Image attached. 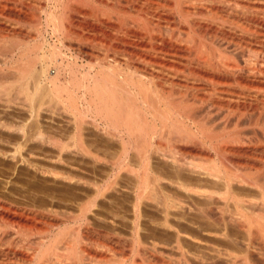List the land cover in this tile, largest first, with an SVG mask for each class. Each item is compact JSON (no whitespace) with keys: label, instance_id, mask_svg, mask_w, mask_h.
<instances>
[{"label":"bare ground","instance_id":"obj_1","mask_svg":"<svg viewBox=\"0 0 264 264\" xmlns=\"http://www.w3.org/2000/svg\"><path fill=\"white\" fill-rule=\"evenodd\" d=\"M15 106L29 115L0 117V161L46 198L0 182V264H264V0H0ZM46 106L70 137L46 132ZM113 197L127 221L96 212Z\"/></svg>","mask_w":264,"mask_h":264},{"label":"rangeland","instance_id":"obj_2","mask_svg":"<svg viewBox=\"0 0 264 264\" xmlns=\"http://www.w3.org/2000/svg\"><path fill=\"white\" fill-rule=\"evenodd\" d=\"M79 47H78V45H77V42H75V43H73V49H78ZM84 51H88L89 52V50H86V49H83ZM76 52L78 51V50H75ZM77 54H78V52H77ZM83 58V56H81V59ZM80 59V61H83V60H81ZM84 59H87V58H84ZM47 107V106H46ZM46 107H44L45 109L43 110L44 112H42L43 114L41 115V116H43L42 117V120L44 119V129H46V132H47V130H48V133H57V135L56 136H60V138H63L62 136H65L66 134H69V135H67V136H69L70 137V134L71 133H74V128H73V125H71V123L73 124V122H72V117L71 116H69L65 111H64V109H63V107H55L54 109H55V112L53 111V109L51 110V111H53V112H50V109H49V111H48V109L46 108ZM57 108V109H56ZM15 110H13V108H11V109H8L7 111L6 110H4V109H1L0 110V117H2V118H4V117H7L8 118V116H6V115H9V117L12 119V120H15L16 121V119H17V121H18V118H19V120H20V118L23 120L24 118H22V116L24 117L25 116V119L28 117V115H29V113L28 112H24V110L23 109H21V108H19L18 109V107L17 106H15V108H14ZM23 110V111H22ZM4 111H6V112H4ZM16 111V112H15ZM8 112V113H7ZM16 113V114H15ZM24 113V114H23ZM26 113H27V115H26ZM54 115H55V117H54ZM17 116V117H16ZM13 117V118H12ZM52 121V122H51ZM19 122H21V121H19ZM53 123V124H52ZM49 124H51V125H49ZM55 124V125H54ZM52 125H54V126H52ZM59 125V126H58ZM58 127V128H57ZM86 128V129H85ZM92 129V130H91ZM50 130V131H49ZM56 130V131H55ZM93 130H95V129H93V128H91L90 126L88 127V126H86V127H84V129H83V133H84V138H86L85 140H86V144H87V146L89 145V148H91V149H95V148H99V149H101V150H105V149H107V151H108V149H109V147H108V141H105V139L103 138V136H97L96 137V135H95V132H96V134H101V132H98V131H93ZM93 131V132H92ZM53 134V135H54ZM61 134V135H60ZM72 135V134H71ZM93 135V136H92ZM67 136H65L64 138L66 139L67 138ZM90 136V137H89ZM96 137V138H95ZM101 137V138H100ZM63 138V139H64ZM95 139H98V141L97 140H95ZM100 139V140H99ZM100 141V142H99ZM104 141V142H103ZM96 142V143H95ZM103 142V143H102ZM101 143V144H100ZM107 143V144H106ZM99 145V146H98ZM107 145V146H106ZM105 147V148H104ZM113 147V146H112ZM110 148H111V146H110ZM115 148V147H114ZM113 148V149H114ZM42 149V150H41ZM39 148L38 149V151H36L37 149H34V151L36 152V153H38L40 156H41V154H42V156L43 155H45V158L46 157H48L49 156V158H51V157H54V156H52L53 154H54V152H53V150H52V154H51V150H50V154H51V157H50V154H48L49 153V149L47 150V148L46 147H42V148ZM113 149H109V151L111 150H113ZM115 150H117V149H114V151ZM42 151H45V152H43V153H45V154H43V153H41ZM110 151V152H111ZM46 152H47V154H48V156L46 155ZM56 154V153H55ZM44 157V156H43ZM79 159H77V158H71L69 161L70 162H73V163H76L77 165H81V167H83V168H85L86 170H91L92 169V167H93V165L91 166V162H89L87 159H82V158H80V157H78ZM78 161H77V160ZM77 162H76V161ZM87 161H88V163H90V164H88L87 163ZM4 162H5V160L3 161L2 160V162L0 161V182L2 181V180H4V181H2V183H4L5 181V183H7V184H9V182H11L12 181V183H10L9 184V186L10 187H14V188H16V190H19V188L21 189V190H19V191H22L23 193H25V194H28L31 198H34V196L33 195H40L41 196V193L39 192L38 194H37V190L36 189H33V191L32 190H30L29 191V189H32V187H36L38 184H45V180H43L45 177H41V179H39L38 180V178H40V176H38V175H36L35 174V176H34V174H25V177L23 176L22 178H21V180L20 179H17V175H19V173L17 172L18 170H17V168H19V167H21L20 166V164H18L17 162L15 163H13V161H10V162H12V163H10L9 161H7L6 160V162H5V164H4ZM79 163V164H78ZM7 164V165H6ZM19 166H18V165ZM83 164V165H82ZM86 164H88V165H86ZM90 166V167H89ZM15 167H16V169H15ZM3 172H5L4 174H3ZM27 177V178H26ZM35 177V178H34ZM91 177H93V176H91V175H89L88 176V178H91ZM37 178V179H36ZM9 180V181H8ZM15 181V182H14ZM28 181V182H27ZM31 185H30V184ZM14 185H16V186H14ZM34 185V186H33ZM29 186H31V188L29 187ZM28 189V190H27ZM35 191V192H34ZM31 193V194H30ZM34 193V194H33ZM36 193V194H35ZM44 195H47V193H45ZM35 196V197H36ZM37 196V197H38ZM48 196V195H47ZM46 198L45 196H41V198ZM52 197V196H51ZM50 197V198H51ZM39 198V197H38ZM60 199H62V198H60ZM122 199V198H121ZM107 201L109 202V203H111V204H119L118 202V200H116V198L115 197H113V198H107ZM117 204L116 205H113L114 207V211H113V209H111L112 207H108L107 206V208L105 207V206H102V205H100V206H102L103 208H101L100 206L99 207H97V213H99L100 211L101 212H103L104 214H105V216H107L109 219H115V220H118V222H125V220L127 221V216H125L126 214H125V209H122V207H121V210H123V211H121L120 210V212H119V214H118V211H119V209H120V207H119V205L117 206ZM116 206V207H115ZM99 208H100V210H99ZM104 209V210H103ZM103 210V211H102ZM115 211H117V212H115ZM99 213L100 215H102L103 217H105L104 216V214L103 213ZM124 212V213H123ZM126 217V218H125ZM107 218V219H108ZM93 219H95L94 221H98V219L96 218V217H93ZM105 219H106V217H105ZM99 223H100V221H99ZM96 225L95 226H97L98 224L97 223H95ZM106 225L104 226V227H100V228H98L97 229V231L99 232L98 234H104L105 232H107L108 233V231L107 230H105L106 228ZM105 230V231H104ZM104 233H103V232ZM149 232H147V233H145L144 232V234H145V236H146V234H147V236H154L153 234H148ZM106 234V233H105ZM156 235H159L160 237H162V236H165V235H162V234H156ZM167 237H168V235H166ZM165 236V237H166ZM94 237V238H93ZM92 237V241L89 243V245L93 248V249H96V250H100V251H103L104 249L101 247V246H98L99 244H100V240L98 239V235H97V233H95V236H93ZM96 241V242H95ZM99 247H101V248H99ZM104 251H106V250H104Z\"/></svg>","mask_w":264,"mask_h":264}]
</instances>
